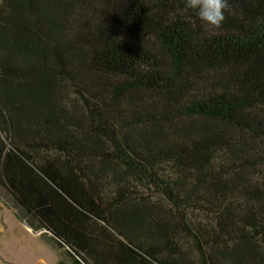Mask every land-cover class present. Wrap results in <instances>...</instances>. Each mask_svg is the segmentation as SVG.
<instances>
[{
    "label": "trees",
    "instance_id": "16d2710c",
    "mask_svg": "<svg viewBox=\"0 0 264 264\" xmlns=\"http://www.w3.org/2000/svg\"><path fill=\"white\" fill-rule=\"evenodd\" d=\"M224 15L0 0V188L68 264H264V0Z\"/></svg>",
    "mask_w": 264,
    "mask_h": 264
},
{
    "label": "rangeland",
    "instance_id": "374dc122",
    "mask_svg": "<svg viewBox=\"0 0 264 264\" xmlns=\"http://www.w3.org/2000/svg\"><path fill=\"white\" fill-rule=\"evenodd\" d=\"M17 214H18V210L14 209V205H13V201L11 197L2 188H0V249H1L2 243L5 240L8 241V239H10L11 237H13V239L15 238V236L18 238L20 237L23 240L26 239L24 235H22L21 233H18L17 229H14L8 226L6 222L8 218L7 216H9V219L12 220V223L14 225L17 226L19 223V225L23 227L24 226L23 224L24 223L26 224V222L19 221L16 217ZM28 228L30 227L28 226ZM28 235L30 236L29 238L30 240L34 239V241L41 242L39 244L44 246L49 252V254L52 256L51 263H38L37 262L34 264H56L59 260H62L68 264V260L65 256L64 249H58L55 243L51 240L50 235H46L44 231L35 232L32 229ZM32 235L34 236L36 235L38 239L32 238L33 237ZM9 256L10 255L8 253L3 254L0 250V264H20L14 261L13 259H10Z\"/></svg>",
    "mask_w": 264,
    "mask_h": 264
},
{
    "label": "bare ground",
    "instance_id": "6f19581e",
    "mask_svg": "<svg viewBox=\"0 0 264 264\" xmlns=\"http://www.w3.org/2000/svg\"><path fill=\"white\" fill-rule=\"evenodd\" d=\"M8 226L14 228L12 220L7 218ZM26 233L30 232L28 227H24ZM21 239L11 237L8 241H4L1 245V252L8 253L10 259H13L20 264H34V263H51L52 256L47 249L34 240Z\"/></svg>",
    "mask_w": 264,
    "mask_h": 264
},
{
    "label": "clouds",
    "instance_id": "9594fccd",
    "mask_svg": "<svg viewBox=\"0 0 264 264\" xmlns=\"http://www.w3.org/2000/svg\"><path fill=\"white\" fill-rule=\"evenodd\" d=\"M187 9L196 11L197 17L211 28L219 29L228 8V0H184Z\"/></svg>",
    "mask_w": 264,
    "mask_h": 264
},
{
    "label": "crops",
    "instance_id": "0c3cea01",
    "mask_svg": "<svg viewBox=\"0 0 264 264\" xmlns=\"http://www.w3.org/2000/svg\"><path fill=\"white\" fill-rule=\"evenodd\" d=\"M8 218H9V216H7ZM17 222V221H16ZM14 229H17V231H18V233H21L22 235H24V237L26 238V239H28L29 240V238H30V236L28 235L29 233H26L24 230V226L23 227H21V225H19V223H18V225L16 226V225H14ZM33 237L32 238H37L38 239V237L37 236H34V235H32ZM32 240H34V239H32ZM36 242H38V241H36ZM38 243H41V242H38Z\"/></svg>",
    "mask_w": 264,
    "mask_h": 264
},
{
    "label": "water",
    "instance_id": "95a60500",
    "mask_svg": "<svg viewBox=\"0 0 264 264\" xmlns=\"http://www.w3.org/2000/svg\"><path fill=\"white\" fill-rule=\"evenodd\" d=\"M24 225V227H28L25 223L23 224ZM30 229V228H29ZM30 231H31V229H30ZM44 233H45V231H44ZM36 236V235H35Z\"/></svg>",
    "mask_w": 264,
    "mask_h": 264
}]
</instances>
